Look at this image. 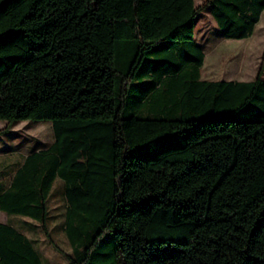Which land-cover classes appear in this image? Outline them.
Returning a JSON list of instances; mask_svg holds the SVG:
<instances>
[{"label":"trees","instance_id":"16d2710c","mask_svg":"<svg viewBox=\"0 0 264 264\" xmlns=\"http://www.w3.org/2000/svg\"><path fill=\"white\" fill-rule=\"evenodd\" d=\"M205 10L247 40L264 0H0V121L54 134L0 187V211L54 244L59 193L69 264H264V66L201 80ZM139 87L150 117L129 113ZM0 264L42 258L0 224Z\"/></svg>","mask_w":264,"mask_h":264},{"label":"rangeland","instance_id":"374dc122","mask_svg":"<svg viewBox=\"0 0 264 264\" xmlns=\"http://www.w3.org/2000/svg\"><path fill=\"white\" fill-rule=\"evenodd\" d=\"M203 4L204 0H196L197 7ZM195 38L201 44L205 54L204 66L200 71L201 80L249 82L256 78L260 68L264 66V13L250 39L226 40L210 11L205 10L195 21ZM166 43L164 45H167ZM143 90L144 87H139L134 91L129 113L146 118L150 117L146 108H139L137 105ZM7 125V122L0 121V187L5 185L7 176L16 169L24 156L33 151L47 149L54 141L50 122L22 121L6 130ZM49 208L51 220L48 231L54 244L49 242L44 230L37 227L31 220L19 217V219L14 218L13 222L16 226L19 225V230L34 240V246L42 258V264H69L61 253L73 256V249L62 230L65 207L59 193L51 201ZM9 217L0 212V221H5ZM103 245L107 248L108 240ZM120 260V256L117 255L115 261Z\"/></svg>","mask_w":264,"mask_h":264},{"label":"crops","instance_id":"0c3cea01","mask_svg":"<svg viewBox=\"0 0 264 264\" xmlns=\"http://www.w3.org/2000/svg\"><path fill=\"white\" fill-rule=\"evenodd\" d=\"M264 13V12H263ZM18 165H19V163H18ZM16 170H17V168L15 169V170H13V172H11V174H9L8 176H7V179H6V182H5V185L3 186L5 189L4 190H7L9 187H10V185H11V183H12V180H13V178H14V175H15V173H16ZM1 212V211H0ZM1 213H4V212H1ZM6 214V213H5ZM6 215H8V214H6ZM8 216H10L8 219H6L5 221H0V224H4V225H11V226H13L14 228H16L18 231H19V225L18 226H16L15 225V223L13 222V220H14V218H17V219H19V216H16V215H8ZM11 218V219H10ZM1 220H2V218H1ZM21 231V230H20ZM22 233H24L23 231H21ZM25 234V233H24ZM25 235H27V234H25ZM28 236V235H27ZM29 237V236H28Z\"/></svg>","mask_w":264,"mask_h":264}]
</instances>
